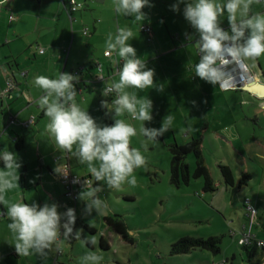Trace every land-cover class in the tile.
<instances>
[{"label": "rangeland", "instance_id": "1", "mask_svg": "<svg viewBox=\"0 0 264 264\" xmlns=\"http://www.w3.org/2000/svg\"><path fill=\"white\" fill-rule=\"evenodd\" d=\"M225 2L226 0L223 3ZM150 3L154 6L143 9L147 14L144 22H134L133 17L125 16L126 19L118 21V25L122 24L132 30L133 38L128 43L137 50V56L147 67L155 70L152 87L128 89L129 92H136L138 97L153 101V121L131 119L127 113L121 116H115L114 112L106 114L107 109L101 108L98 102L103 97L102 83L91 85L88 91L77 93L75 97V100H87L89 113L95 116L101 126L113 124L114 119H123L136 128L137 135L131 138L130 147L139 149L146 158L145 165L135 169L136 185L132 187L125 182L116 189L109 188L104 181H99L103 191L97 195L107 204V208L93 210L89 215L85 202L90 203V200L87 197L78 199L76 227L82 228L80 239L70 242V238L64 239L61 236L59 244L56 242L53 245L47 257L37 254L18 255L15 251L14 235L7 227L11 221L8 217L1 218L0 264H82L81 258L88 253L103 257L98 264H248L247 254L238 245V240L250 236L264 241V147L258 142L264 144V98L237 89L224 91L219 83L215 86L207 82L199 83L194 72V66L199 62L195 29L183 16L184 4L181 3L180 11L175 12L170 6L176 0H150ZM262 11V3L253 0L249 16L264 14ZM10 14H6L5 19ZM11 15L17 17L16 12ZM223 16L225 30H229L227 12ZM63 20L68 21L64 14ZM114 26L116 35V24ZM141 26L151 27L152 42L146 41L140 31ZM39 27L33 29L28 24L23 28L24 34L28 36L24 43L15 46L14 54L19 61V67L12 64L13 68L8 71L6 60L0 59L3 76L12 73L19 79L20 72L31 68L41 71L37 64L46 56L37 55L36 52L40 45L36 38ZM189 36L193 37L191 41L187 38ZM33 52L35 56L32 55ZM117 58L120 59L118 55ZM250 62L256 69L259 65L260 75L262 73L260 80L264 82V55ZM113 80L118 81L119 75L114 74ZM161 87L163 91L159 90ZM12 90L14 98H5L4 101L8 102L9 111L15 113L17 106L25 103L29 96L24 84L14 86ZM107 100L110 104L111 100ZM193 101L196 103L193 104ZM167 114L174 115V122L172 128L162 137L153 142L140 134L142 125L159 128ZM0 120V124L5 121L2 116ZM38 123L41 127L43 119H39ZM189 125L192 130L181 134L180 129H186ZM45 128L42 132L40 129L41 134L37 138L30 133L33 127L25 130L24 146L20 149L16 148L7 134L0 139V145L10 146L9 149L22 162V167L17 171V187L6 192L5 198L10 202H35L41 206L45 203H56L58 212L63 214L66 211L58 198L61 193H65V189L59 183L58 177L45 169L41 176L44 179L39 180V183L37 181V171L40 169L39 151L43 150L48 154H45L47 160L51 159L53 162L60 158V162H63L62 152L50 153L53 146ZM191 139H200L204 163L216 186L213 193L202 192V178L191 179L188 184L181 183L179 187L170 183L171 156L168 147L173 143L185 144ZM184 161L192 174L195 168L193 155L188 153ZM218 164L230 169L234 179L232 187L224 185ZM3 167L4 165L0 168ZM24 167L27 169V183L22 187ZM243 173L250 174L251 178L246 185H239ZM52 180L56 183L51 184ZM66 203L67 206H73L70 201ZM106 216L113 219L119 217L124 222L127 228L126 239L105 223ZM84 225L93 228L95 232L90 233ZM91 237L96 239L94 245L86 241V238L90 240ZM100 237L108 243L107 250L99 247ZM183 237H220V250L214 253L211 250L195 248L186 254L172 255L171 245Z\"/></svg>", "mask_w": 264, "mask_h": 264}, {"label": "clouds", "instance_id": "2", "mask_svg": "<svg viewBox=\"0 0 264 264\" xmlns=\"http://www.w3.org/2000/svg\"><path fill=\"white\" fill-rule=\"evenodd\" d=\"M181 3L184 4L185 20L199 36L195 40L199 62L194 66L195 76L199 79L215 86L233 78L231 72L227 71L230 65L247 71L246 61H255L264 55V14L249 16L253 0H226L225 3L217 0H176L170 9L179 12ZM113 5L118 14L133 17L134 22H144L147 14L143 9L154 6L150 0H113ZM225 12L229 30H225L219 21ZM132 38V30L125 27L119 28L114 37L109 34L107 38L105 55L111 56L115 52L123 63L118 70L119 80L106 83L101 90L103 97L115 93V98L110 104L107 99L101 100L100 104L101 108L107 109L106 114L114 112L115 116H121L127 113L132 119L152 122L153 101L128 91L130 88L152 87L155 75V70L148 68L137 56V50L128 43ZM188 39L191 41L193 37L189 36ZM76 83H79V77L67 72H60L58 78H34V84L45 93L38 104L49 121L47 133L54 138L59 150L71 153L79 163L86 164L96 181H104L109 188L119 189L125 182L134 187L137 183L135 169L146 163L141 151L130 147L131 138L137 135L136 128L123 119H114L111 125L98 124L96 118L76 103ZM159 90L163 91V88ZM173 122L174 115L167 114L159 128L142 125L139 131L148 141L155 142L172 128ZM191 130L189 125L186 129L181 128L180 133ZM0 160L4 165L0 169V204L7 208L6 215L11 221L7 227L14 235L18 255L47 257L61 236L64 239H80L82 228L76 227L74 208H68L61 214L56 203L41 206L35 202L8 201L5 194L17 187V171L22 167V162L16 153L9 150L0 152ZM54 171L65 177L68 175L60 166ZM80 180L75 177L72 182L77 184ZM84 184L86 190L78 194V199L87 197L90 200V203L85 202L86 212L91 215L93 210L107 208V204L97 195L103 191V186L97 184L93 187L91 180L84 181ZM64 217L66 220L62 223ZM86 241L93 245L96 243L95 237L90 240L86 238ZM102 259L100 255L88 253L81 261L82 264H98Z\"/></svg>", "mask_w": 264, "mask_h": 264}, {"label": "crops", "instance_id": "3", "mask_svg": "<svg viewBox=\"0 0 264 264\" xmlns=\"http://www.w3.org/2000/svg\"><path fill=\"white\" fill-rule=\"evenodd\" d=\"M68 1L69 0H0V59L4 58L6 60L5 63L8 66L7 70L10 71V69L13 68L12 64H14L16 68L20 66L19 61L14 56L15 46L19 43H24V40L28 35L24 34L23 28L28 24L32 25L33 29L40 26V30L38 31V36H36V38L40 44L38 46L39 50L42 49L43 53L39 54V50L36 52L37 55L46 56L45 58H41L39 61L40 64H37L41 71H38L37 68H31L28 71L20 72L24 74V76L19 75L20 80L14 76L16 80V82H14L16 84L15 86H20L21 84L26 85V92L29 96L25 103L22 102L21 106H17V112L11 113V111H9L8 102L4 101V98L0 100V116L5 119L4 123L1 122L0 124V139L7 134V136L12 138L15 146L16 142L19 141L20 147H16L17 149L23 148L24 146L25 140L23 132H25V130L27 131L33 127V129L30 130V133H33V136H36L37 138V136H40L41 132L49 122L48 118L44 115V111L39 107L38 104L40 97L45 93L42 89L34 84L35 77L47 76L49 78H58V74L60 72L73 74L75 70L83 67V71L77 75L79 77V83H76L75 85L77 93L82 94V91H88V88H90L91 85L95 83H102V87H104L106 83L113 80L114 74H118L119 68L122 67L123 61L117 58L115 52L112 53L111 56H105L107 38L109 34H112L113 37L115 36L114 25L116 24V29L118 30L119 28L123 27L122 24L118 25V21L121 22V19H126L124 15L118 14L115 11L113 0H84L83 8L72 14L71 21L69 20L64 8L67 7ZM217 2L223 3L224 0H217ZM14 12H16L18 18L16 16L12 17L11 14ZM262 12H264V5ZM9 13L11 14L7 15L8 17L5 19L6 14ZM63 14L66 16V19L68 20L67 22H64ZM10 17H12V20L9 19ZM13 21L14 23H12ZM219 21L221 26L225 29V24H223V15L219 17ZM84 28L88 31L87 36L82 34V30ZM194 34L195 39H199V36L195 31ZM32 55L35 56V52H33ZM197 55L199 56L198 53ZM116 63L118 68L115 67ZM245 63L248 65L250 71L254 74L255 82L264 84V82L260 80L262 73L260 75L259 72H261V68H259V65H257L256 69L253 66V63L251 64L250 60L246 61ZM97 64L100 65V71H98ZM10 75L8 74L3 76L1 74L3 78V86H0V94L4 89H6L5 80ZM199 83L204 84L205 81L199 79ZM13 91L14 90H12L9 96L6 98L13 99ZM251 95L255 96L253 94ZM107 98L112 100L110 97H100L98 102H101V100ZM86 102L87 100L84 99L83 101L82 99H76V103L83 110L89 112L90 110L87 109ZM17 103L19 104L20 102L17 101ZM30 112H33L34 114ZM9 115L15 116L16 121L19 122L26 120L30 116H34L35 121L28 129H22L17 124L7 126ZM92 116L95 118L94 115ZM39 119H43V124L41 127L38 123ZM50 139L53 146V149L50 151V153L53 151L62 152L63 156L61 157H63L64 162L66 160L64 157L65 151L59 150L57 148L54 138L50 136ZM258 142L260 146L264 147V144L261 141ZM9 148L10 146L0 145V152H3L4 150L13 152L12 149ZM45 154L47 153H45L43 150L39 151L38 165L40 169L37 171L38 183L39 180L41 181L44 179L41 178V176L43 172H45V169H47L49 173L58 177L57 174L53 173L55 172L54 169L57 166L61 167L63 164V162H60V158H57L58 160H54L53 162L51 159L47 160L46 156L48 154ZM70 165L73 173L80 176L92 177L91 173H89L87 170V165L77 162L75 157H71ZM26 172L27 169L24 167L21 176L22 187L27 183ZM92 178L94 179V177ZM55 183L56 181L52 180L51 184ZM97 184H100L99 181L94 179L93 187H96ZM54 191L55 193L57 192L56 190ZM49 192L53 194V192ZM59 196L60 197L58 198V201L65 211L72 207L69 205L67 206V203L65 204L66 201H70L72 204V201L70 198L66 197L65 193H61ZM1 212H3V214ZM6 212L7 209L5 205L0 204V215H4L3 217L5 218L7 217ZM63 220L66 219H62V221ZM59 242L60 240L57 242V244H59Z\"/></svg>", "mask_w": 264, "mask_h": 264}, {"label": "trees", "instance_id": "4", "mask_svg": "<svg viewBox=\"0 0 264 264\" xmlns=\"http://www.w3.org/2000/svg\"><path fill=\"white\" fill-rule=\"evenodd\" d=\"M82 2H84V0H82ZM259 3H262V5H264V2L259 1ZM15 85L16 84L14 83L10 75L5 80L6 89H4L3 92L0 94V100L3 98L5 99L7 96H9V94L13 89V86ZM19 143H20L19 141L16 142L17 148L20 147ZM200 145H201L200 139H191V141L185 144L177 145L176 143H173L168 147L171 156L170 164H169L170 183L175 185L176 187H179L181 183L188 184L191 179L202 178L203 179L202 192L213 193L216 191V186L214 184V181L210 177L209 171L204 163V159L200 150ZM188 153H191L194 157L195 168L192 174H190L188 170V166L184 161ZM64 157L69 162V164L71 157L74 158V156L71 153H68L66 151ZM2 165H3V161L0 160V167ZM218 168L224 185L232 187L234 185V179L230 169L227 166L221 164H218ZM250 178H251L250 174L243 173L239 185H246L247 181L250 180ZM1 213L3 214V212ZM3 216L4 215H2V217ZM116 218L118 219H113L110 216H106L104 217V221L114 232L121 235L123 239H126L127 228L124 222L121 219H119V217ZM83 227L90 233L95 232V230L89 227L88 225H84ZM74 239L75 238L70 237V242H72ZM257 241L259 240H256L255 238L251 237L246 244H238L242 246L243 250L246 252L248 264L264 263V247L259 248L257 246ZM219 243H220V237H208L206 239L183 237L171 245L170 253L172 255L186 254L195 248L211 250L212 252L217 253L220 250ZM98 244L101 249L103 250L108 249V243L105 241L103 237H100Z\"/></svg>", "mask_w": 264, "mask_h": 264}, {"label": "built area", "instance_id": "5", "mask_svg": "<svg viewBox=\"0 0 264 264\" xmlns=\"http://www.w3.org/2000/svg\"><path fill=\"white\" fill-rule=\"evenodd\" d=\"M4 1H9V0H4ZM259 1L260 2H264V0H259ZM64 8H65V12H66L67 16L69 17V20L71 21L72 14L78 12L79 10H81L83 8V2L74 0V3H73V0H69L67 7H64ZM11 18L12 17H10L9 19H11ZM140 31L146 37L147 42H151V34H152L151 28L149 26H141L140 27ZM82 34L84 36H87L88 35L87 29L84 28L82 30ZM42 53H43V50L40 49L39 50V54H42ZM115 67L118 68L117 63L115 65ZM97 68H98V71H100V65L99 64H97ZM83 69H84L83 67L78 68L77 70H75L73 72V75L80 74V72H82ZM233 69H235V71H233ZM227 71L231 72V75H232L233 78H231V82L228 81V79H225L224 81H222V83H219L221 89L224 90V91L225 90H230V89L240 90L241 88H237V84H239V83L251 84V83L255 82L254 74L250 71L249 68L247 69V71H244L242 69H236L235 65H232V66L230 65L228 67ZM237 72H241V73L239 74ZM239 75H240L241 79L240 80H235V78L237 76H239ZM21 76H24V74L21 73ZM242 91H244V90H242ZM245 92H247V91H245ZM247 93H249V92H247ZM249 94H252V93H249ZM109 97L111 99H114L115 98V93L110 94ZM34 121H35V117L34 116H30L26 120L19 122V121H16L15 116L9 115L8 116V120H7V126L8 125L17 124L22 129H28L34 123ZM57 160L58 159H55V161H57ZM61 167H62V170H66L67 171L68 175H67V177H65L63 174H58V179H59L60 183L62 184V186L65 189L66 197L70 198V200L72 201V204H73L72 208H74L75 211H76V201L78 200V194L81 191L86 190V185L84 184V181L91 180L92 181V186H93V178L91 176H80V175H77V174L73 173L72 170H71V166H70V164H69V162L67 160H65L63 162ZM75 177H79L81 179L80 182L77 183V184H74L72 182ZM0 218H2V215H0ZM64 221L65 220H63L62 223ZM60 238L57 240V242L60 240ZM250 238H251L250 236H247V237H244L243 239H239L238 240V244H246L249 241ZM257 246L259 248L264 247V241H257Z\"/></svg>", "mask_w": 264, "mask_h": 264}, {"label": "water", "instance_id": "6", "mask_svg": "<svg viewBox=\"0 0 264 264\" xmlns=\"http://www.w3.org/2000/svg\"><path fill=\"white\" fill-rule=\"evenodd\" d=\"M21 76V73H20ZM11 78L14 82H16L15 77L13 74H11ZM237 88H241L240 90L247 91L249 93L254 94L257 97L264 98V84H261L259 82H253L251 84H237Z\"/></svg>", "mask_w": 264, "mask_h": 264}, {"label": "bare ground", "instance_id": "7", "mask_svg": "<svg viewBox=\"0 0 264 264\" xmlns=\"http://www.w3.org/2000/svg\"><path fill=\"white\" fill-rule=\"evenodd\" d=\"M237 73H239V74H240L241 72H237ZM240 79H241L240 75H239V76H237V77L235 78V80H240ZM228 81H230V82H231V79H228ZM230 82H229V83H230Z\"/></svg>", "mask_w": 264, "mask_h": 264}]
</instances>
